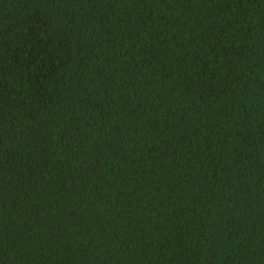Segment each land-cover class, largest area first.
<instances>
[{
    "label": "trees",
    "instance_id": "trees-1",
    "mask_svg": "<svg viewBox=\"0 0 264 264\" xmlns=\"http://www.w3.org/2000/svg\"><path fill=\"white\" fill-rule=\"evenodd\" d=\"M0 264H264V0H0Z\"/></svg>",
    "mask_w": 264,
    "mask_h": 264
}]
</instances>
